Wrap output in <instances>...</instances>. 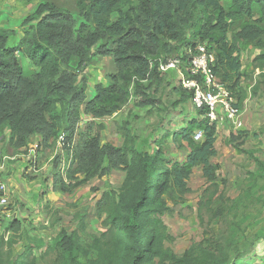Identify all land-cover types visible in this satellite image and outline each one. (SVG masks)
Returning a JSON list of instances; mask_svg holds the SVG:
<instances>
[{"label":"trees","instance_id":"1","mask_svg":"<svg viewBox=\"0 0 264 264\" xmlns=\"http://www.w3.org/2000/svg\"><path fill=\"white\" fill-rule=\"evenodd\" d=\"M76 7L80 22L69 10L40 2L25 20L37 23L14 48L5 47L13 33L0 30V137L7 134L11 149L25 147L36 135L41 137L40 146L48 149L63 135L69 159L80 108L84 106L83 113L97 120L121 111L132 97L136 107L153 106L163 81L159 66L181 47L205 43L213 50L214 72L234 94L238 107L244 96L238 43L256 42L261 53L253 62L264 71V0H76ZM230 26L237 30L226 41ZM17 54L34 67L32 73L23 74ZM110 55L109 85L95 86L94 97L86 102L76 72L85 69L91 57ZM198 113L203 120L191 121L181 133L190 148L183 163L159 151H139L127 122L120 126V147L100 144L101 124L92 136L76 141L74 167L62 172L60 157H54L53 192L72 193L112 171H123L125 177L118 190L104 192L96 202L106 230L98 237L89 236L91 242L86 245L78 235V231L85 232L83 219L70 234L60 230L44 252L55 256L53 264H240L248 247L244 246L245 232L260 214L257 208L255 214L247 210L253 202L264 201V161L249 152L256 169L247 173L248 187L226 205L230 216L227 234L190 246L180 258L165 246L170 237L161 217L170 211L168 202L177 203L189 192L187 181L194 167L202 166L203 177L212 187L218 170L210 161L216 155V124L207 118L205 107ZM194 131L202 132L200 142L193 141ZM234 140L236 136L231 135L229 142ZM19 231L16 220L5 230L13 235ZM4 241L3 234L0 264H4L3 245L15 243L12 238ZM33 246L44 247L39 241ZM31 252L27 247L6 264H35Z\"/></svg>","mask_w":264,"mask_h":264},{"label":"rangeland","instance_id":"2","mask_svg":"<svg viewBox=\"0 0 264 264\" xmlns=\"http://www.w3.org/2000/svg\"><path fill=\"white\" fill-rule=\"evenodd\" d=\"M42 1H49L61 9L69 10L76 17L77 22L81 21L77 12L76 0H0V30H6L9 34L13 33L6 39V48L16 47L24 33L37 23L35 21L25 23V20L32 15L37 5ZM235 28L230 26L226 41H230L232 32L237 30ZM238 49L242 64L241 72L244 74L240 82L244 96L239 109L241 112L243 107L245 114V109L255 106L251 103V100L246 105L248 92L251 97L259 96L256 103L259 102L258 105H264V71L262 72L257 68L256 63L253 62L257 54L261 53V49L258 48L256 42H240L238 43ZM183 50L184 47H181L178 52L172 53L168 60L177 57L183 53ZM17 58L23 69V74L29 75L32 73L34 67L23 56L17 54ZM182 65L187 66V58H184ZM112 71L113 63L112 55H110L93 56L90 62L86 64L85 69L76 72L77 85L84 88L86 102L92 96L94 97L95 86L102 85L106 87L109 85L108 75ZM167 71L160 75L163 81L157 90L156 102L153 106L136 107L134 105L135 97H132L121 111L102 120H95L84 114V106H82L80 108V119L70 148L73 153L69 159L66 158L64 144L59 143L58 139L48 149H39L38 147L39 150L35 152L31 167L37 170L41 169L42 173L45 174L43 176H46V179L41 181V190L46 192L45 198L40 197L39 204L31 212V215H24V218L18 216L20 231L17 235L4 233L9 223L16 217L11 214L9 217L0 216V236L4 234V243H7L9 238L15 241L11 246L3 245L4 264L9 259L11 261L17 259L27 247L32 248L31 258L35 260V264H53L55 256L45 254L46 248L50 246L53 238L60 230H65L68 234L78 230L81 219H83L86 227L85 232L78 231L82 245L91 242L89 236L98 237L106 230L101 224L104 215L100 219L95 205L104 192L118 190L124 180L125 172L112 171L108 176L94 178L87 185L77 188L72 193L53 192L51 190L54 157H60L58 169L62 172L70 166L74 167L76 161L73 147L76 141L81 136H92L95 133L96 126L102 124L104 127L100 132L102 144L120 146L123 141L120 126L122 123L127 122L128 128L136 136V141L141 137L143 138L141 139L144 141L138 143L141 148L148 149L151 152L157 150L169 160H171L169 154L174 158L180 156L179 159H181L182 156L184 157L185 152L182 150V145L179 142L170 141V133L163 136L159 135L161 134L160 129L165 127V120L168 116L176 110L178 111L179 103H190V95L183 91L179 84L171 88L170 83L165 78ZM157 107H163V112H158ZM139 108H141L140 111L134 112ZM261 116V118L250 120L252 117L246 114L244 122L240 121L239 127L233 125L236 129L242 128L235 131L231 128L230 132L232 133L228 135L223 129H219L216 145L217 154L211 159V163L218 166L212 183L213 187L203 177L200 168H197L192 171L187 181L189 192L177 203L168 202L170 211L161 217L166 232L171 239L166 241L165 246L169 247L178 258L192 245L199 244L207 239L219 240L216 235L227 234L230 216L227 214L226 205L230 200L239 197L242 190L248 187L247 173L254 172L256 169L248 152L264 161V114ZM156 130H159L157 136L161 137L155 139L154 135V139L151 140ZM231 135L237 138L232 143L229 142ZM146 137L148 138L146 139ZM3 145L7 148L8 155H14L15 149H11L5 143ZM235 146H238V148ZM79 178H82V176L79 175ZM206 189L208 191L205 193L204 190ZM13 202L12 195H10L9 205L4 208L5 211L14 205ZM251 207L250 210H247L251 211L249 214H255V208L260 214L247 227L244 246L248 247H246L247 251L239 262L240 264H264V201L262 204L253 202ZM241 210L244 209L237 210V214ZM254 237L259 239L254 241ZM35 241L42 242L44 247L41 250L35 248L33 246ZM249 242H251V245L248 244Z\"/></svg>","mask_w":264,"mask_h":264},{"label":"crops","instance_id":"3","mask_svg":"<svg viewBox=\"0 0 264 264\" xmlns=\"http://www.w3.org/2000/svg\"><path fill=\"white\" fill-rule=\"evenodd\" d=\"M259 55V54H257ZM166 81L170 83L171 88L176 87V84H179V74L175 70H168L166 72ZM241 84V83H240ZM104 87V86H103ZM107 87V86H106ZM189 94V93H188ZM93 97V96H92ZM91 97V98H92ZM90 98V99H91ZM259 96L251 97L250 93H247L246 98V105L251 100L252 104H255V106H250V108L244 109L242 107V111L239 115V121L242 123L244 122V117L247 114V116L252 117L250 120H254L258 117H262L261 115L264 114V105H258L259 102L256 103V100ZM89 99V100H90ZM190 103H179V109L176 110L174 113H172L168 118L165 120V127L160 129L159 135L163 136L164 134L170 133V141L179 142L182 145V150L185 152L184 157L182 156L181 159L179 157H171L170 154L168 155L171 160L174 159V161L183 163L185 161L186 155L190 151V148L188 147V144L186 141L181 137V133L187 128V125L191 121H202L203 116L199 115L198 109L194 106L191 98L189 99ZM245 107V106H244ZM157 111L160 113L163 112V107H157ZM149 109V108H144ZM139 110H134V112H138ZM181 112V114H179ZM217 121H215L217 133H216V141H215V149L217 145V139H218V131L219 129H223L224 132L228 135L230 132V129L233 128V130H240L233 127L232 122L225 120L223 113L219 108H217ZM105 119V118H103ZM102 120V119H98ZM159 130H156L153 134V137L151 140L160 138L161 136H157V132ZM196 131H194L195 133ZM193 133V134H194ZM192 134V135H193ZM245 135L247 133H244ZM191 135V137H192ZM5 138V140H3ZM142 138V137H141ZM138 139L135 143L136 148L139 149V151H143L148 154H153L148 149H143L139 146V142H143L144 140ZM148 137H146L147 139ZM0 181L3 182L6 185L7 188V195L8 198L10 195H12L13 203L14 205L10 207L9 210L5 211V209L0 210V216L1 217H9L11 214L12 216L16 217L14 218L16 221H18V216L25 217L26 215H31L32 211L36 208V206L39 204V199L41 197V194L43 191L41 190V181L46 179V176H43L45 174L42 173L41 169L37 170L35 168L31 167V162L34 160L35 152L38 151L42 147L41 144V137L31 136L27 142V145L23 148L16 149L14 155H8L7 154V148L4 147V143L7 144V134H3L0 137ZM148 141V140H147ZM100 144H102L100 140ZM105 144V143H104ZM123 144V141L121 142V145ZM120 145V146H121ZM116 146V147H120ZM39 147V149H38ZM157 151V150H156ZM217 152V150H216ZM217 154V153H216ZM9 159V160H8ZM212 159V158H211ZM211 161V160H210ZM200 168L202 171V166H196L194 169ZM193 169V170H194ZM52 179V178H51ZM23 210V211H22ZM22 211V212H21ZM25 215V216H24ZM13 219V220H14ZM6 230V229H5ZM6 233V232H5ZM12 234L11 232H7V234ZM13 236V235H12Z\"/></svg>","mask_w":264,"mask_h":264},{"label":"built area","instance_id":"4","mask_svg":"<svg viewBox=\"0 0 264 264\" xmlns=\"http://www.w3.org/2000/svg\"><path fill=\"white\" fill-rule=\"evenodd\" d=\"M187 58V66L182 62ZM215 54L209 50L205 43L186 47L183 53L168 60L165 64H160L159 72L163 73L169 69H174L179 74V86L191 96V100L197 109L205 107L206 116L210 121H217V108L223 113L224 119L232 122L234 126H240V109L234 94L228 89L216 73ZM63 135L59 136V143H63ZM202 132L196 131L193 141L202 140ZM9 205L6 185L0 181V210Z\"/></svg>","mask_w":264,"mask_h":264}]
</instances>
